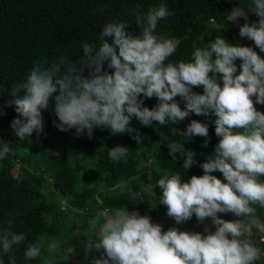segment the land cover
<instances>
[{
	"label": "clouds",
	"instance_id": "9594fccd",
	"mask_svg": "<svg viewBox=\"0 0 264 264\" xmlns=\"http://www.w3.org/2000/svg\"><path fill=\"white\" fill-rule=\"evenodd\" d=\"M248 11L258 21L249 23L242 9L232 11L229 21L243 17L239 36L254 41L255 48L264 53V0H252ZM170 15L164 3L137 13L139 35L126 31L127 21L107 24L99 46L82 44L83 59L67 69L61 67L62 59L52 66L34 63L26 79L12 88L8 104L15 106L18 118L11 127L21 140L34 132L42 134V113L49 110L50 100L58 120L53 124L60 132L75 129L77 135L86 133L89 138L94 128L109 129L113 135L131 133L133 117L144 126L155 123L162 128L183 121L190 113L214 114L215 135L220 139L214 155L201 165L204 174L188 180L179 173L165 174L156 185L162 190L160 204L177 225L190 221L194 214L199 223L211 218L215 230L205 228L202 233L173 226L164 231L150 216L137 211L104 210L98 235L84 245L85 256L102 249L91 264H254L264 254L251 239L253 227L264 232V223L252 207L264 208V181L258 179L264 176V112L255 107L264 105V58L251 46L234 45L218 36L206 48L194 43L190 60H170L181 40L156 33L158 23ZM237 59L241 61L239 74ZM106 63L114 71L105 70ZM194 87H202V94L193 91ZM177 96L185 104L183 110L175 102ZM141 97H155L158 103L146 107ZM208 133L207 123L193 119L183 135L208 137ZM167 147L173 161L180 153L186 156L184 170L193 165L194 153L182 143L173 141ZM11 151L12 147L0 141V160ZM128 153L127 146L117 145L110 148L108 157L116 162ZM217 170L226 183L210 175ZM147 191L151 193L152 188ZM218 213H232L240 219L224 220ZM97 223L92 222L93 229ZM21 246L25 261L43 257L42 264H57L76 255L74 247L65 248L55 238L28 242L24 232L0 229V253L7 255V264H17L13 249ZM0 264H4L3 256Z\"/></svg>",
	"mask_w": 264,
	"mask_h": 264
},
{
	"label": "trees",
	"instance_id": "16d2710c",
	"mask_svg": "<svg viewBox=\"0 0 264 264\" xmlns=\"http://www.w3.org/2000/svg\"><path fill=\"white\" fill-rule=\"evenodd\" d=\"M161 3L167 5L171 15L158 23L157 35L181 40L170 60H190L194 43L197 47L206 48L218 36H223L234 45L251 46L264 58V53L255 48L254 41L239 36V28L245 22L244 18L229 21L231 12L236 9L246 11L249 23L258 21V17L248 11L252 0H0V135H3L4 143L10 147H27L30 154L44 155L48 150L63 148L62 153L53 155L49 160V167L54 171L52 187L55 194H72L70 210L74 212L75 218L78 217V211L86 212L88 207L96 204L101 210L141 211L142 203L132 204L128 194L105 196L98 201L95 197L98 186L109 188L127 183L126 188L133 187L132 190L141 191L147 201V195L140 188L142 185H154L158 188V196H162V190L156 185L157 175L162 177L164 172H169V176L179 173L184 180L193 175H203L201 165L214 155L220 139L215 135L217 117L214 114L205 117L190 113L173 128H161L155 123L152 126H144L133 117L131 133L113 135L109 129L94 128L93 135L89 138L86 133L77 135L75 129L60 132L53 124V121L58 120L53 112L54 101L50 100L49 110L42 113L43 133L37 135L34 132L21 140L15 136L11 127L12 121L18 118L15 106L8 104L12 99V88L26 79L36 62L52 66L62 59L61 67L64 69L79 64L83 59L81 45L89 43L98 47L100 33L109 23L127 21L130 27L126 31L139 35L140 29L135 24V15L145 13L149 7ZM107 39L109 43L113 42L112 37ZM235 63L236 74H239L241 61L237 59ZM104 68L109 72L114 71L107 68V63ZM217 81L222 86L219 74ZM193 91L202 94L203 89L194 87ZM20 95L22 96L23 92ZM141 99H144V106L149 108L158 103L155 97ZM174 99L183 110L185 104L182 99L179 96ZM255 107L264 112V105L256 104ZM193 119L208 124V137L183 135ZM161 132L164 133L163 137ZM137 136L139 141L134 138ZM173 141L182 143L186 151L194 153L193 165L188 170L182 168L183 159H186V156L182 158V153L178 154L176 161L169 156L167 145ZM67 145H71L73 154H82L86 160L71 161V153L66 151ZM117 145L127 146L129 153L127 157L114 162L108 157V152ZM158 150L160 153H166L165 156L151 162L143 157V164L139 167L142 153H157ZM16 160L10 157L0 160V229L10 227L14 232H24L28 242H33L43 235H57V224L62 216H65V206L61 201L35 203L37 198L43 195L40 178L29 173L23 176L26 169L21 164L14 174ZM147 161L153 167L154 173L142 171ZM159 169L161 171L157 174ZM210 175L227 182L218 170ZM258 179L264 181V176ZM76 187L82 189L76 191ZM252 207L256 209V218L264 223V208L259 204ZM230 214L232 213H218L223 217ZM236 219L240 218L232 214L225 220ZM187 222L196 225L195 215L193 214L192 219ZM74 242L80 243V240ZM253 243L256 245L255 241ZM259 244L258 247L264 253V240ZM24 250V246L13 249L17 264H42L40 258L25 261ZM102 253L103 250L89 253L86 259L92 261L93 257L98 258ZM263 255L254 264H264ZM0 256H3L4 264H7V255L0 253ZM72 263L70 259L57 262Z\"/></svg>",
	"mask_w": 264,
	"mask_h": 264
},
{
	"label": "rangeland",
	"instance_id": "374dc122",
	"mask_svg": "<svg viewBox=\"0 0 264 264\" xmlns=\"http://www.w3.org/2000/svg\"><path fill=\"white\" fill-rule=\"evenodd\" d=\"M175 124L169 123L166 127L173 128ZM0 141H3V135H0ZM66 151L71 153V161H80L84 162L86 160L85 156L82 154H73L74 150L71 145H67ZM63 152V148L57 147L52 150H48L44 155L42 154H30L29 149L27 147H18L12 148L11 153L7 156L10 158H15L16 164L13 169V173L16 174L19 164L25 167L26 171L23 176H26L27 173L30 175H38L40 178V184L42 187L43 195L35 201V203H47L54 201H61V204L65 206V216H62L61 221L57 224L58 234L55 235H43L46 239H57L62 245L66 247H74L75 248V256H71L69 259L73 261L72 264H91L90 260H87L89 257V253H94L96 250H92L88 253L87 257L85 256L84 245L87 244L88 239H94L99 232L100 226L104 223V219L102 217V212L98 208V204L91 205L85 211H78L77 218L73 216L74 212L71 209V198L72 194L67 193L65 195L55 194L52 187V180L54 178V171L49 167V160L53 155L59 154ZM166 153H160L159 150L157 153H142V156L139 160V167L141 168L143 164V157H146V160L151 162L152 160L158 161L161 157H164ZM145 163V167L142 168V171H148L150 173H154V169L149 165V162ZM160 169L157 170V174L160 173ZM169 175V172H164V175ZM162 175V176H164ZM161 178V176H156V182ZM141 180V179H140ZM142 181V180H141ZM139 183V181H138ZM137 183V184H138ZM144 184V183H143ZM127 183L120 184L115 187H97L98 193L95 195L96 199L99 201L105 196H117L122 194H128L131 197L132 204L142 203L141 211H138L141 215H148L151 217L153 223L160 224L162 226V230L167 231L170 227H177L182 231H195V232H204L205 228H208L210 231L215 230V226L212 224L211 218H207L204 223L196 222V225H190L188 222H184L181 224H176L175 221L167 215L166 206L160 204L162 196H158V188L152 184L150 185H142V188L147 195V201L143 198L142 193L132 190L133 187L126 188ZM151 187L152 192L150 193L147 189ZM82 188L76 187V191H80ZM141 190V189H140ZM101 191V193H100ZM116 210V209H115ZM128 211H133L130 209H126ZM114 210H109L111 213ZM88 213V214H87ZM87 214V216H86ZM86 216V217H85ZM220 216L222 219H226L231 217L229 216ZM87 220V221H86ZM98 221L95 229L92 228V222ZM88 222V223H87ZM81 236H85L87 238H82ZM40 237V238H41ZM253 241H255L256 245L259 246V242L264 240V233L257 231L255 227H253V235L251 237ZM80 240V243H75L74 241ZM102 250V249H101ZM264 256V255H263ZM87 258V259H86ZM43 260V257L40 258Z\"/></svg>",
	"mask_w": 264,
	"mask_h": 264
}]
</instances>
